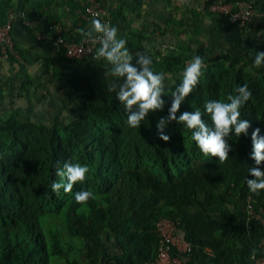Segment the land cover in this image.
<instances>
[{
    "label": "trees",
    "instance_id": "16d2710c",
    "mask_svg": "<svg viewBox=\"0 0 264 264\" xmlns=\"http://www.w3.org/2000/svg\"><path fill=\"white\" fill-rule=\"evenodd\" d=\"M9 7L0 0V25ZM127 7L126 0H118L112 21L123 18ZM20 11L28 19L42 17L22 6ZM47 27V22L40 24ZM255 27L264 28V22ZM79 29L84 27L71 35L75 40L83 37ZM243 49L244 56L210 59L201 51L147 52L139 43L129 51L133 65L142 53L152 58L153 70L172 73L184 72L185 59L202 57L206 65L200 83L177 116L197 109L204 113L206 101L227 102L228 94L248 85L252 97L242 107L241 119L251 127L247 136L231 134L227 142L232 150L222 164L217 157L203 156L193 140L191 146L184 144L191 132L174 121L164 129L170 140L159 138L157 123L167 117L170 95L182 78L164 90V109L150 111L139 129L128 127L119 101L93 95L68 123L56 120L48 126L14 115L0 123V264H146L156 252L155 223L161 217L174 221L192 245L180 264H251L252 255H262L264 226L246 205L264 217V190L253 194L246 179H254L248 173L255 166L251 133L260 128L264 135V64L253 66L256 53L264 52V37L254 45L246 37ZM202 119L211 126L207 114ZM69 159L86 164L89 172L82 185L70 193L61 188L57 196L51 190V183L60 181L56 167ZM260 168L264 171V164ZM81 190L96 198L78 204L75 193Z\"/></svg>",
    "mask_w": 264,
    "mask_h": 264
},
{
    "label": "crops",
    "instance_id": "0c3cea01",
    "mask_svg": "<svg viewBox=\"0 0 264 264\" xmlns=\"http://www.w3.org/2000/svg\"><path fill=\"white\" fill-rule=\"evenodd\" d=\"M7 1L10 3L7 12L16 14L11 35L21 60L0 59V123L10 115L19 121L41 122L42 115L36 110L55 109L63 95L61 82L68 86L76 85L79 89L87 88L88 95L97 97L100 94L99 98L118 101L112 87L115 84L118 91L123 81L109 74L110 64L103 59L72 60L60 56L48 38H38L31 29L22 25L18 15L21 6L24 10L41 13V23H59L64 33L70 36L78 27H84L85 31L91 28L92 20H82L79 14L82 0ZM215 1L227 0H126L128 7L123 12L124 17L114 20L113 26L118 29V38L127 41L129 51L132 45L139 43L147 52L165 54L173 51L195 55L201 51L206 59L244 56L246 37L250 36L253 45L263 39L264 30L255 25L264 22V18L240 29L226 16L208 10V6ZM237 1L264 7V0ZM100 2L109 14L118 5V0ZM41 32L45 37L49 35L48 28H42ZM164 45L167 47L165 50L162 49ZM153 71L163 72L158 67ZM57 72L61 82L54 75ZM35 105L37 109L34 111ZM23 107L28 113H19Z\"/></svg>",
    "mask_w": 264,
    "mask_h": 264
},
{
    "label": "clouds",
    "instance_id": "9594fccd",
    "mask_svg": "<svg viewBox=\"0 0 264 264\" xmlns=\"http://www.w3.org/2000/svg\"><path fill=\"white\" fill-rule=\"evenodd\" d=\"M80 34L91 38L93 33L99 34L101 46L95 54V59H103L111 65L110 75L122 79L118 86L114 84L112 91L116 92V99L123 104L127 113V125L132 129H139L141 123L146 119L148 113L162 111L165 106L164 96V73H155L152 70V58L142 53H137L135 65L133 56L126 47L127 41L118 38V29L110 23H104L99 18L91 21L90 30H78ZM264 34V33H262ZM264 64V52H257L253 66L260 67ZM204 67L201 56H194L185 66L182 74V82L171 93L172 102L168 109L167 117H162L157 123L159 138L167 142L170 140L164 134L165 127L176 122L191 132V139L196 143L197 148L205 157H217L220 164L225 163L229 158L232 146L227 142L232 135L239 138L247 136L250 122L241 119V109L252 97V93L245 83L238 86L234 91L237 94H228L226 101L208 100L204 104V113L199 109L194 112H183L177 116L182 102L193 92L200 83L202 68ZM207 114L211 120L209 126L202 116ZM252 152L250 159L255 161V166L249 167L248 173L254 179H246L250 192L259 195L264 190V171L260 165L264 164V135L260 134V128L251 133ZM89 167L73 159L66 160L63 167L57 164L55 175L60 181L51 183V190L57 196L60 189L70 193L77 184H83ZM66 179V183L62 182ZM91 191L81 190L75 193V201L78 204L86 205L90 199H95Z\"/></svg>",
    "mask_w": 264,
    "mask_h": 264
},
{
    "label": "built area",
    "instance_id": "2783aa9c",
    "mask_svg": "<svg viewBox=\"0 0 264 264\" xmlns=\"http://www.w3.org/2000/svg\"><path fill=\"white\" fill-rule=\"evenodd\" d=\"M208 10L226 16L231 23L240 29L264 18V7L258 8L247 1H215L208 6ZM79 14L82 20L89 21L99 18L102 22L110 23L113 26L110 14L98 0H82ZM18 15L23 26L31 29L38 38H48L56 51H62L65 58L95 59V54L101 46L99 39L96 38L99 34L93 33L91 38L82 37L75 40L71 35L64 33L59 23L51 22L47 27L49 35L45 37L40 29L41 18L28 19L21 11ZM15 16L14 12H7L5 21L0 25V59L21 60L11 35L12 21ZM162 49L165 50L167 47L164 45ZM191 59H185L184 67ZM246 209L250 216H255L264 226V217L255 214L249 202H247ZM155 229L158 234L156 252L146 264H180L183 254L191 251V243L184 238L171 219L159 218L155 223ZM172 250L175 251V254H172ZM250 261L251 264H264V253L260 256L252 255Z\"/></svg>",
    "mask_w": 264,
    "mask_h": 264
},
{
    "label": "rangeland",
    "instance_id": "374dc122",
    "mask_svg": "<svg viewBox=\"0 0 264 264\" xmlns=\"http://www.w3.org/2000/svg\"><path fill=\"white\" fill-rule=\"evenodd\" d=\"M260 28L262 30H264L263 27H260ZM196 30L197 29H195V31ZM245 35H246V33H245ZM251 45H253V43ZM203 63H205V62H203ZM205 65H206V63H205ZM160 73L165 74L164 90L165 89L167 90L175 82V80L177 78L178 79L182 78L181 74L183 73V71L174 72V73L171 72L172 74L165 72V71L160 72ZM54 75L57 77V80L61 82V79L58 77V72L54 73ZM60 84L63 85L62 87H60L63 95H61V98H59L58 104L55 106V109L45 108L44 110H39V109H37V105H35V107H34V111L37 109L36 112L38 114L42 115V117H41L42 119H39V121L41 120V122L45 123L48 126H51L56 120L59 122H62V123H68L72 119L76 118L78 113L82 110V105H83L82 103L88 100L89 92L87 91V88L83 89L80 87V89H79L76 85L68 86L69 84L68 85L63 84L62 82ZM99 97H100V94H98L96 99L97 100L103 99L102 97L101 98H99ZM23 112L28 113V111H26L24 109V107L21 110H19V113H23ZM30 118L32 120V117H30ZM27 119L29 120V118H27ZM33 119L36 120L38 118L33 117ZM0 121H2L1 116H0ZM183 143L188 145V146H191L192 145V139L190 137H185L183 140ZM110 250L113 251L114 247L110 246ZM86 261L87 260L85 259L84 262L87 263ZM61 263L63 264L62 261H61Z\"/></svg>",
    "mask_w": 264,
    "mask_h": 264
}]
</instances>
